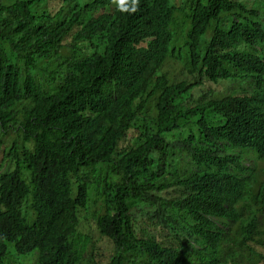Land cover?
<instances>
[{
  "label": "trees",
  "instance_id": "obj_1",
  "mask_svg": "<svg viewBox=\"0 0 264 264\" xmlns=\"http://www.w3.org/2000/svg\"><path fill=\"white\" fill-rule=\"evenodd\" d=\"M138 5L0 0V264H264L246 247L264 243L258 209L226 230L199 209L216 202L202 168L222 171V205L249 191L246 171L226 173L236 148L211 142L241 115L224 100L193 110L166 67L188 37L166 0Z\"/></svg>",
  "mask_w": 264,
  "mask_h": 264
},
{
  "label": "clouds",
  "instance_id": "obj_2",
  "mask_svg": "<svg viewBox=\"0 0 264 264\" xmlns=\"http://www.w3.org/2000/svg\"><path fill=\"white\" fill-rule=\"evenodd\" d=\"M171 6L169 26L186 35L179 50V59H170L166 63L169 75L189 82L185 99L194 111H202L208 103L215 105L224 100L226 105L240 117L238 127L231 129L227 119L222 126L225 136L211 140L219 153L233 146L228 160L225 162L226 173L238 180L246 171L250 176L249 191L237 194L235 188L229 199H238L233 203L222 205L221 194L214 184L222 172L210 166L201 168L206 171V189L212 193L215 203L199 209L205 213L213 224L220 228L240 225L239 218H251L253 209H258L256 227L264 232V158L254 145L255 132L253 125L264 126V2L263 0H166ZM245 3H244V2ZM122 11H135L139 0H113ZM140 4L138 5L139 8ZM251 9L248 14L247 9ZM246 13V14H245ZM176 22V27H175ZM206 46L210 54L209 62L196 66L193 63L191 45ZM178 43V45H180ZM171 62L179 63V68L171 66ZM166 73V71H165ZM166 76V75H165ZM164 76V77H165ZM221 115H224L220 112ZM250 126L251 136L247 126ZM234 156L238 162H234ZM196 170L195 180L200 179ZM164 192L162 195H165ZM170 195V192H169ZM252 207L253 209H247ZM202 208V209H201ZM257 233V232H256ZM256 236V235H255ZM254 250L264 252V243L246 245Z\"/></svg>",
  "mask_w": 264,
  "mask_h": 264
},
{
  "label": "rangeland",
  "instance_id": "obj_3",
  "mask_svg": "<svg viewBox=\"0 0 264 264\" xmlns=\"http://www.w3.org/2000/svg\"><path fill=\"white\" fill-rule=\"evenodd\" d=\"M179 63H173V62H171V66H169L170 67V69L172 70L173 68H172V66H175L176 68H179V65H178ZM100 241V240H99ZM109 244L108 245H104V247H105V252L106 251H109L110 249H109ZM111 247V246H110ZM108 254V253H107ZM36 254H34V256H35ZM34 256L32 257V260H31V264H33V262H34ZM13 262H16V259H14V261Z\"/></svg>",
  "mask_w": 264,
  "mask_h": 264
}]
</instances>
